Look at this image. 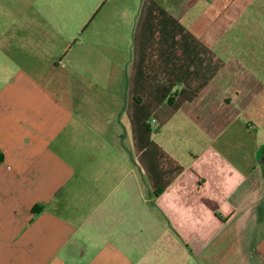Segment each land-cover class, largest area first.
I'll list each match as a JSON object with an SVG mask.
<instances>
[{
    "label": "crops",
    "instance_id": "1",
    "mask_svg": "<svg viewBox=\"0 0 264 264\" xmlns=\"http://www.w3.org/2000/svg\"><path fill=\"white\" fill-rule=\"evenodd\" d=\"M140 13L122 90H56L0 36V264H264V0Z\"/></svg>",
    "mask_w": 264,
    "mask_h": 264
},
{
    "label": "rangeland",
    "instance_id": "2",
    "mask_svg": "<svg viewBox=\"0 0 264 264\" xmlns=\"http://www.w3.org/2000/svg\"><path fill=\"white\" fill-rule=\"evenodd\" d=\"M153 1L156 6L171 12V8L175 10L186 0ZM29 3L32 2L0 0L3 10L12 5L18 10L23 8L22 11L28 8L42 10L38 12V17H32L30 25H54L60 29L58 34H50L53 48L42 47V43L35 47L33 41L38 42L45 34L25 29L9 32L7 28L13 24L14 18L5 14L6 11H0V29L3 32L0 36L5 43L10 41L14 44L20 66L30 59L36 64L24 65L27 69L33 72L49 70L46 81L52 76L51 87L56 90L123 89V60L128 57L134 28L143 21L140 11L144 0H35V7H30ZM198 7L202 8V5ZM198 7L197 13L202 10ZM19 23L27 25V18L21 17ZM154 129L151 127L152 131Z\"/></svg>",
    "mask_w": 264,
    "mask_h": 264
},
{
    "label": "built area",
    "instance_id": "3",
    "mask_svg": "<svg viewBox=\"0 0 264 264\" xmlns=\"http://www.w3.org/2000/svg\"><path fill=\"white\" fill-rule=\"evenodd\" d=\"M149 123H150V124H153V123H155V121H154V120H153V121H149Z\"/></svg>",
    "mask_w": 264,
    "mask_h": 264
}]
</instances>
